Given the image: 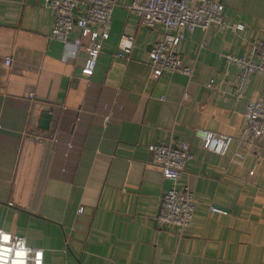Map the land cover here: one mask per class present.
Wrapping results in <instances>:
<instances>
[{
	"label": "crops",
	"instance_id": "1",
	"mask_svg": "<svg viewBox=\"0 0 264 264\" xmlns=\"http://www.w3.org/2000/svg\"><path fill=\"white\" fill-rule=\"evenodd\" d=\"M113 1L108 36L85 77L84 52L70 63L48 38L52 12L43 0H0V228L41 248L42 264H264V144L251 150L235 139L246 102L264 100V76L250 74L236 99L238 68L218 55L264 42V0H222L228 27L194 28L178 44L191 76L156 78L146 52L160 29L138 27L130 0ZM121 34L133 38L126 58L114 54ZM30 91L42 111L63 107L50 143L32 139L39 116ZM197 128L232 136L224 155L197 149ZM177 140L193 154L180 180L193 215L179 230L154 220L169 182L146 150Z\"/></svg>",
	"mask_w": 264,
	"mask_h": 264
},
{
	"label": "built area",
	"instance_id": "2",
	"mask_svg": "<svg viewBox=\"0 0 264 264\" xmlns=\"http://www.w3.org/2000/svg\"><path fill=\"white\" fill-rule=\"evenodd\" d=\"M44 6L52 12V24L48 38L59 41L68 62H73L78 51L85 54L80 73L88 77L92 74L96 58L101 51V41L108 36V26L113 0H43ZM136 16L138 27L159 28L158 37L146 52L149 78H156L162 72L180 73L191 76L192 68L183 64L177 47L185 33L194 28L204 30L227 28L222 16V0H130L126 6ZM241 25L229 27L237 30ZM75 32L76 35L71 37ZM133 38L121 34L114 53L118 58H126L132 47ZM227 63L238 68L233 85V96L242 97L248 76L252 73L264 76V42L256 39L247 42L241 55L218 54ZM10 58H4L8 65ZM213 89L212 80L205 83ZM27 99L38 116L42 112L57 121L63 107L49 105L44 111L34 100L33 92L26 94ZM187 95L183 94L182 98ZM41 108V109H40ZM243 126L235 137L236 143L249 149L258 150L259 142L264 144V100H248L243 109ZM106 123V122H105ZM56 131L49 142L55 140ZM195 147L217 155H224L233 137L228 134L214 133L206 129L195 130ZM39 136H32L38 140ZM150 163L157 167L169 186L163 191L154 220L158 226L182 229L190 225L193 215V194L187 183L181 182L186 164L193 158L190 145L177 140L172 144H148ZM251 174V171H249ZM209 209L225 212L213 204ZM81 207L78 208V211ZM0 264H42V249L28 246L22 235L0 228Z\"/></svg>",
	"mask_w": 264,
	"mask_h": 264
},
{
	"label": "water",
	"instance_id": "3",
	"mask_svg": "<svg viewBox=\"0 0 264 264\" xmlns=\"http://www.w3.org/2000/svg\"><path fill=\"white\" fill-rule=\"evenodd\" d=\"M50 115L47 114L46 112H42L40 114V116L37 119V126L36 128H40V129H45V133L42 134L39 131H36L35 128V134L39 136L40 138H38V140H36L37 142H43V138L49 142V139L52 137L53 133L55 132L56 129V122L54 120H50ZM50 143V142H49Z\"/></svg>",
	"mask_w": 264,
	"mask_h": 264
}]
</instances>
